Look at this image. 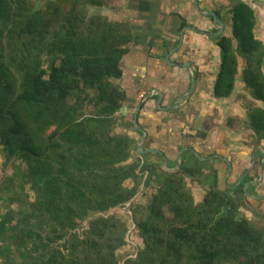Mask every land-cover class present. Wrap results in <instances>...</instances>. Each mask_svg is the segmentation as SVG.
<instances>
[{
  "label": "trees",
  "instance_id": "16d2710c",
  "mask_svg": "<svg viewBox=\"0 0 264 264\" xmlns=\"http://www.w3.org/2000/svg\"><path fill=\"white\" fill-rule=\"evenodd\" d=\"M116 1L0 0V144L14 167L1 189L0 264H119L130 225L104 213L134 197L142 246L124 264H264V227L230 193L211 189L197 202L181 170L151 169L156 185L137 197L141 161L130 160L132 136L116 130L126 93L115 79L133 33L89 9ZM233 12L215 94L246 85L262 105L245 124L261 141L264 44L253 8L239 0Z\"/></svg>",
  "mask_w": 264,
  "mask_h": 264
},
{
  "label": "crops",
  "instance_id": "0c3cea01",
  "mask_svg": "<svg viewBox=\"0 0 264 264\" xmlns=\"http://www.w3.org/2000/svg\"><path fill=\"white\" fill-rule=\"evenodd\" d=\"M237 1L117 0L93 11L127 23L133 33L115 79L126 93L116 130L132 136L130 160L141 161L137 197L147 199L155 187L151 169L181 170L197 202L211 189L224 190L258 226L264 225V139L257 142L245 127L236 95L238 82L246 87L242 81L229 97L215 94L218 41L232 35ZM241 1L253 8L254 32L264 44V0ZM4 157L0 144V177Z\"/></svg>",
  "mask_w": 264,
  "mask_h": 264
},
{
  "label": "rangeland",
  "instance_id": "374dc122",
  "mask_svg": "<svg viewBox=\"0 0 264 264\" xmlns=\"http://www.w3.org/2000/svg\"><path fill=\"white\" fill-rule=\"evenodd\" d=\"M36 2H38L40 5H44L47 0H35ZM97 7H89L90 12L93 13L94 9ZM96 12V11H95ZM94 12V13H95ZM98 13V12H97ZM244 59L242 57H240V70L243 69L244 67ZM240 77V76H239ZM241 81V80H239ZM237 89L239 90V92H236L237 95V100L241 101L242 104H244V121H247L248 119V114H249V110L251 109L252 105H258V103L255 102V100L252 98L251 94L248 92L247 88L242 85L241 83L238 82L237 85ZM246 128H248L247 126H245ZM249 129V128H248ZM255 137V140L257 142H260L257 138V136L255 134H252ZM255 141V142H256ZM4 168L3 169V175H1L0 177V188L2 189V187H5L9 184V180H10V176L14 170V167L12 166H7L6 165V157H4ZM128 185H131V181H127L126 182ZM6 193L8 191H5ZM5 192H3V194H6ZM2 190L0 191V196L2 195ZM137 199L136 197H134L133 200L129 201L128 203H126L124 206L119 207L117 209H111L110 211L104 213V215L110 216L111 214H116L118 216H120L122 218V220L124 222H126L127 224L130 225L129 227V231L126 233L125 235V245L123 247H121L118 251V259L120 261L119 264H124L125 261L129 258V257H136L138 255L139 249L142 246V241L138 236V229L136 228V224L133 220V211L135 206H137L136 204H132V202ZM7 203V201H3L0 198V205H3ZM15 206H17V204H14ZM1 209V206H0ZM259 227H264V225H260L258 223ZM88 223L85 222L84 224H82V226L79 228V232H83L85 229H87ZM1 261V260H0Z\"/></svg>",
  "mask_w": 264,
  "mask_h": 264
}]
</instances>
